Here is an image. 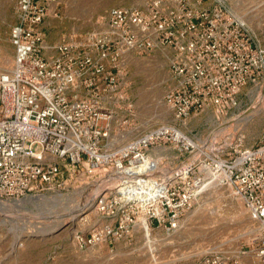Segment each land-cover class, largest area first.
I'll return each mask as SVG.
<instances>
[{
	"label": "built area",
	"instance_id": "obj_1",
	"mask_svg": "<svg viewBox=\"0 0 264 264\" xmlns=\"http://www.w3.org/2000/svg\"><path fill=\"white\" fill-rule=\"evenodd\" d=\"M54 1L16 3L13 61L0 70V200L83 188L97 212L116 219L123 209L147 236L177 229L192 199L216 186L252 221L245 245L182 264H264V142L225 157L175 123L143 129L129 94L131 55L159 52L170 74L163 101L175 119L230 106L264 74V50L245 24L221 0H144L46 42Z\"/></svg>",
	"mask_w": 264,
	"mask_h": 264
},
{
	"label": "rangeland",
	"instance_id": "obj_2",
	"mask_svg": "<svg viewBox=\"0 0 264 264\" xmlns=\"http://www.w3.org/2000/svg\"><path fill=\"white\" fill-rule=\"evenodd\" d=\"M143 1L55 0L42 31L46 42H56L89 30L111 8ZM221 1L264 50V0ZM16 3L0 0V70L9 69L13 61L10 31ZM129 71L131 118L143 129L175 123L195 143L225 157L264 142V74L256 83L245 85L230 106L191 113L180 121L163 101L170 74L161 53H134ZM164 155L159 153L160 160ZM175 164L172 160L168 166ZM207 188L192 199L177 229L168 233L154 228L147 236L139 225L126 223L123 209L116 219L97 212L91 190L69 188L43 194L60 202L47 209L41 203L0 212V264H182L210 249L245 245L252 221L243 206L223 188ZM67 210L81 212L71 219L76 212Z\"/></svg>",
	"mask_w": 264,
	"mask_h": 264
},
{
	"label": "bare ground",
	"instance_id": "obj_3",
	"mask_svg": "<svg viewBox=\"0 0 264 264\" xmlns=\"http://www.w3.org/2000/svg\"><path fill=\"white\" fill-rule=\"evenodd\" d=\"M48 197L45 196V195L29 196V197H25V198H22V199L15 200V201H11L10 203L4 202V201L1 200V202H0V212L1 213L5 212L6 208L7 209L15 208V207L17 208V207H20V206L24 207V206H26V204L38 205V204H41V203L45 204L46 205V209H47V207H53L54 205L56 206V204L60 202L55 197L53 199H50ZM59 200H61V199H59ZM78 206H80V204H78ZM80 212L79 211L77 212V210H75L74 212L70 211V210H67V213H75L73 216H71V219H74L76 216H78V214H80Z\"/></svg>",
	"mask_w": 264,
	"mask_h": 264
}]
</instances>
